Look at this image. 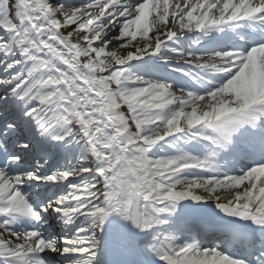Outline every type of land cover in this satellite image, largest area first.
Masks as SVG:
<instances>
[{"label": "bare ground", "instance_id": "obj_1", "mask_svg": "<svg viewBox=\"0 0 264 264\" xmlns=\"http://www.w3.org/2000/svg\"><path fill=\"white\" fill-rule=\"evenodd\" d=\"M43 2L58 16L61 14L57 12V0ZM10 8L23 23L22 28L34 33L42 43L51 66L60 67L63 73H59L55 82L29 87L7 104L19 110L30 104L38 105L20 122L7 116L6 106L0 104V124L8 123L0 139V219L16 231L5 235L0 227V264H54L51 260L62 255V249L55 248L62 245V240L57 238L61 231L57 225L48 227L56 214L61 215L59 222L63 219L66 225L70 221L67 209L60 208L66 204L42 203L43 193L36 188L29 190L35 194L31 203L21 195L22 187L35 186L34 175L28 172L32 170L28 164L31 152L38 150L40 156L49 157L46 150L51 142L59 148L65 144L72 148L84 145L89 151L88 167L95 187L81 200L76 214L84 212L101 217L98 264H264V165H257L264 162V45H258L264 42V36L255 39L246 52L234 53L239 63L210 94L201 95L196 87L195 93L187 95L166 83L148 84L153 102H166L180 115V119L168 122L167 131L159 137L167 132L187 134L191 123L208 121L203 140L211 143V154L202 171L211 177L201 181L211 183L212 188L207 195H201L191 188V185L195 187L194 181L172 187L163 186L155 178L144 142L138 139L128 110L109 78V70L97 67L98 63L88 58L83 46L76 45L78 39L71 35L75 40L71 41L69 50L65 49L62 35L53 33L46 20L50 14L32 0H11ZM119 8L108 17L110 23L130 14L134 19L150 17L158 27L161 23L157 24V18L168 10V15L170 11H181L183 25L175 29L186 28L190 32L200 23L209 28L202 31L209 34L207 38L217 35L215 38L221 39L233 31L217 34L218 24L239 23L237 19L263 10L264 0H140L132 13ZM63 30L70 35L68 29ZM23 33L21 30L12 39L8 50L15 48L24 54L29 72L46 74L43 62L32 59L31 52L23 46ZM175 35V31L159 34L157 30L153 41L143 44L141 51L121 53L127 70L131 72L132 66L146 65L152 58L157 60L152 65L166 64V59L156 51ZM153 48L156 49L152 52ZM192 59L196 66L203 64L196 67L201 70L196 71L195 77L204 87L209 83L206 78H214L216 72L211 71L208 60L202 61L199 56ZM69 76L72 81L67 85L65 78ZM8 85L11 82L5 83ZM81 94L85 95L84 100L79 98ZM21 133L22 141L30 142L29 150L15 146L14 139ZM8 151L11 156H7ZM18 169L25 173L17 174ZM161 187L165 190L162 194L158 191ZM160 195L163 199H180L181 209L172 205L168 209L157 207L162 200ZM160 217L180 223L170 232L174 240H180V232L189 233L218 252L185 258L173 252V248L162 246L154 234ZM40 221L43 228L39 231L36 225ZM130 241L132 250L126 245Z\"/></svg>", "mask_w": 264, "mask_h": 264}, {"label": "rangeland", "instance_id": "obj_2", "mask_svg": "<svg viewBox=\"0 0 264 264\" xmlns=\"http://www.w3.org/2000/svg\"><path fill=\"white\" fill-rule=\"evenodd\" d=\"M32 1L41 5L50 14L47 15L46 20L49 21L53 33L62 35L65 49L69 50L76 38L79 40V42L75 40L76 45L83 46L88 58L98 63L97 67L100 66L109 70V78L128 110L138 139L144 142L143 147L146 149L149 166L159 183L164 184L163 186L175 187L194 181L195 187L191 185V188L198 194L207 195L206 192L212 188V184H202L201 180L211 177L202 171L211 154V143L203 140L206 138L203 136H206L208 121L199 120L191 123L188 126L191 130H188L187 134L167 132L159 137L160 133L167 131L168 122L180 119V115L174 113L172 111L174 107L166 102H153L147 87L151 81L169 84L178 93L185 92L187 95L195 93L194 87L198 89V93L201 95L210 94L213 89L222 85L220 80L226 78L227 74L239 63L240 59L233 57L236 56L234 53L246 52L250 44L254 45L255 39L259 37L261 39L264 36V9L258 10L252 16L237 19L236 21L239 23L221 22L215 27L217 28L216 33L232 31L233 33L230 37L218 39L215 37L207 38L209 34L202 31H207L209 28L200 23L190 32L186 31V28L185 30L175 29L176 26L183 25L181 11H170V15H168V10L164 16L157 18V24L161 23L158 27L153 25L155 20L150 19V17L145 20L134 19L130 14H125L119 19L120 21L118 20L113 24L109 22L108 17L119 10V7L132 13L140 0H57L58 2L55 4L58 8L57 12L61 13L59 16L45 7L47 4L43 0ZM10 3L11 0H0V104L6 106L5 113L7 116L20 122L25 116L31 114L38 105L30 104L19 110V108L10 107L7 104L11 103L19 94H23L29 87L36 88L39 83L46 81L55 82L63 70L60 67L51 66L50 56L46 53V49L41 47L42 43L39 42L34 33L22 28L23 23L19 22L12 13ZM63 28L68 29L70 35H67ZM21 30H24L23 46L27 49L26 51L31 52L30 57L32 59L43 62V67L47 70L45 71L46 74L43 72L40 74L37 71L29 72L24 64V54L15 48L8 50L12 39L18 37ZM157 30L159 34H166L169 31L177 33V36L170 37L157 48L156 52L166 59V64L152 65L153 62L157 61L152 58V62L144 61L143 63H147L146 65L132 66L131 72L128 71L126 62L122 61L125 56H122L121 53H130L133 50L141 51L143 44L148 42L150 44L153 41ZM251 34L254 35L251 36ZM71 35L75 37L74 40L71 39ZM250 40H254V42L249 44ZM263 43L258 45L262 46ZM155 49L153 48L152 52ZM183 56L186 58L183 59ZM197 56L202 61L208 60L206 63L210 66L211 71L216 72L214 78H206L212 85L208 83L202 87L196 81L195 73L201 70L196 67L203 66V64L196 66L192 63L194 60L192 58ZM125 70H127L126 73H124ZM65 79L66 84L72 81L70 76ZM7 82H11V85L5 86ZM84 97L85 95L81 94L79 98L84 100ZM7 124L4 122L0 124V139H2L3 132L6 131ZM17 124L20 125V123ZM184 126L187 128L185 124ZM21 136L22 133L19 137L21 140L19 138L14 139L15 146H22V149L29 150L30 142L28 140L22 141ZM187 142L194 144L190 145ZM51 143L52 145L48 148L50 151L46 150L49 157L47 155L40 156L37 154L38 150L31 152L28 164L30 167L32 166V170L28 172L33 173L35 186L31 189L22 187L21 195L31 203L35 194H30L31 191L29 190L36 188L43 193L42 203L45 204L49 201L66 204L61 205L60 208L67 209L66 216L70 221H66V225L63 219L59 222L61 215L56 214L54 219H51L52 224L48 227L51 229L57 225L61 232L64 231L62 234H60L61 232L57 234V238L62 240V245L55 246L56 249H62V255L52 259V263L98 264L102 242L99 236L102 225L101 217L84 212L76 214L81 206V200L88 196L95 187V179L90 176L91 171L88 167L89 151L87 152L84 145L72 148L65 144L64 148H59L54 142ZM7 154L9 156L10 152L8 151ZM257 163L258 166L264 165V162ZM11 164L15 167L18 166L16 162ZM49 168V173H47ZM24 173L20 169L17 171L19 175ZM238 174L242 176L243 172ZM163 188L158 189L160 194L165 192ZM180 204L181 200L178 198L163 199L162 197L157 207L168 209V205H172L180 210ZM5 223L6 220L0 219V227L5 231V235H8L12 230L13 233L16 232ZM42 223L40 221L36 225L39 231L43 228ZM176 226H181L177 220L169 222L165 217H160L157 220L158 228L155 229L154 234L160 238L159 241L162 246L169 249L173 248V252L179 253V256L185 258H191L197 254L218 252L211 246L204 247L201 243L199 244V239L189 233L180 232V240H174L170 232ZM26 228L30 227L26 225ZM193 243H195L194 246ZM201 264H209V262Z\"/></svg>", "mask_w": 264, "mask_h": 264}, {"label": "water", "instance_id": "obj_3", "mask_svg": "<svg viewBox=\"0 0 264 264\" xmlns=\"http://www.w3.org/2000/svg\"><path fill=\"white\" fill-rule=\"evenodd\" d=\"M132 246V245H131Z\"/></svg>", "mask_w": 264, "mask_h": 264}]
</instances>
